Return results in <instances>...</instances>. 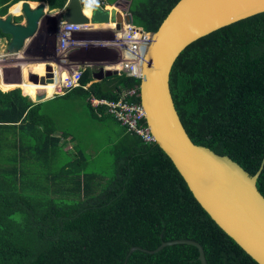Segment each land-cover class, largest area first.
Masks as SVG:
<instances>
[{
	"label": "trees",
	"instance_id": "1",
	"mask_svg": "<svg viewBox=\"0 0 264 264\" xmlns=\"http://www.w3.org/2000/svg\"><path fill=\"white\" fill-rule=\"evenodd\" d=\"M19 1L0 0V16ZM35 1L48 2L50 9L67 2ZM127 1L115 4L132 16L129 25L154 33L179 0ZM20 8L18 3L12 10L20 13ZM0 36L7 35L0 30ZM93 72L85 68L80 86L63 98L80 96L91 119L112 118L118 127L108 149L114 173L102 189L100 173L89 169L85 146L64 150L63 138L77 140L68 125L59 131L42 103L21 88L0 89V264H201L198 248L186 243L155 253L143 250L174 239L201 243L208 264H259L212 219L156 142L128 131L107 106L92 105L91 97L118 100L126 90L139 89L141 78L120 72L95 81ZM170 88L196 144L228 155L251 175L259 170L264 159V12L189 44L174 62ZM126 98L141 101L140 96ZM257 185L264 195V165ZM134 246L139 248L131 251Z\"/></svg>",
	"mask_w": 264,
	"mask_h": 264
},
{
	"label": "water",
	"instance_id": "2",
	"mask_svg": "<svg viewBox=\"0 0 264 264\" xmlns=\"http://www.w3.org/2000/svg\"><path fill=\"white\" fill-rule=\"evenodd\" d=\"M20 13L24 20L15 22V11L0 16V30L11 37L6 51L19 54L26 41L39 30L47 15L45 1L36 6L23 0ZM81 0H70L65 8L66 24L115 23L116 30L131 24L132 16L124 14L115 3L105 8L94 3L91 15L84 12ZM264 12V0H179L163 20L150 41L141 64L140 99L146 121L155 142L171 158L184 177L195 198L212 219L259 264H264V195L257 182L263 169L251 175L228 155L216 153L209 147L196 144L189 136L176 108L170 88V74L179 54L193 41L238 20ZM143 30V28H141ZM119 73L101 68L93 73L96 81ZM29 80L46 85L56 80V69L47 65L44 74L29 73ZM47 95L40 93L35 100ZM186 243L199 251L201 264H208L203 246L192 239L163 241L155 253L167 245ZM134 246L131 251L138 249Z\"/></svg>",
	"mask_w": 264,
	"mask_h": 264
},
{
	"label": "rangeland",
	"instance_id": "3",
	"mask_svg": "<svg viewBox=\"0 0 264 264\" xmlns=\"http://www.w3.org/2000/svg\"><path fill=\"white\" fill-rule=\"evenodd\" d=\"M29 1L33 2V0ZM116 1L118 0H105L106 3H115ZM132 1L138 4L145 0H128L127 2L129 4ZM35 2L38 3L40 1ZM17 4L18 3L12 5L9 12ZM15 20H18V18H15ZM23 20L24 18L22 17L21 21ZM52 24L53 19H50L48 15H46L41 21L42 29L39 31L40 33H38L37 37H35V39H39L43 35V32L47 31L48 38L44 46L40 47L35 43V40H32V42H27L25 45L21 57L15 58L16 54H9L8 60H0V68L4 80L14 84H21L20 81L24 75L23 65L39 62L46 63L47 61L58 64L60 63L59 60H62V58L67 60V63H62L64 69L72 70L81 64L82 68L88 67L95 72L99 71L101 68L114 69L116 65H119L123 61V51L116 39L117 31L109 25V23L98 24L99 26L93 27V29H84L72 33V44H68V48L63 51L60 50V53H57V45H52L51 42L52 38H55V31L52 29ZM148 34L149 33H147L146 36ZM0 38L1 51L3 46L10 41L11 37L7 35L4 37L0 36ZM65 38V35L62 33L61 39ZM96 40L99 41L98 45H89ZM142 53L145 54L144 50H142ZM121 72L124 71L122 70ZM26 77L27 80H29V74H26ZM58 102L59 104L65 105L66 111H63L61 106H53L57 103L54 102L50 105H44L45 112L54 117L58 123L59 131H67V127L65 126L68 125L72 129L73 135L77 136L76 141H72L70 144L65 145L67 150L74 151L77 143L85 146L86 152L91 156L89 169L100 173L98 182L99 189H102L106 185L108 178L114 173L113 154L111 151H108V149L111 148L110 145L116 138L115 132L118 127L113 123L112 118L107 120V122H99L97 119H91L81 97L78 95H71L70 98ZM47 121L49 123L53 122L51 119ZM67 157L70 158L69 156Z\"/></svg>",
	"mask_w": 264,
	"mask_h": 264
},
{
	"label": "built area",
	"instance_id": "4",
	"mask_svg": "<svg viewBox=\"0 0 264 264\" xmlns=\"http://www.w3.org/2000/svg\"><path fill=\"white\" fill-rule=\"evenodd\" d=\"M69 1L70 0H67L65 8ZM96 2H98V0L83 1V3H89L91 6H93ZM64 25L65 29L63 30V34L66 37L65 39H62L64 44L71 37L72 32L79 29H89L85 28L88 27V24L81 25L64 23ZM127 27L129 28V30L127 28L118 31L115 28V30L117 31L116 39L118 40L119 46L123 51L122 56L124 58L121 62V70H119V73L123 70L128 75H133L140 78L141 64L144 56L142 50H144L145 53L151 36L150 34L146 36L147 32L135 28L132 25H128ZM82 73L83 71L81 69L74 70L72 72H66L60 80V82L64 86V89H72L80 86V78L82 76ZM139 90L140 89L137 88L126 90L118 100L91 97L90 101L94 107H97L99 105L107 106L108 112L111 113L116 118V120L121 123L122 126L126 127L128 131L134 132L136 135L141 137L143 141L155 142V136L152 133L149 125L144 124L143 122L146 119V112L141 101H135L126 98L127 96H140Z\"/></svg>",
	"mask_w": 264,
	"mask_h": 264
},
{
	"label": "crops",
	"instance_id": "5",
	"mask_svg": "<svg viewBox=\"0 0 264 264\" xmlns=\"http://www.w3.org/2000/svg\"><path fill=\"white\" fill-rule=\"evenodd\" d=\"M81 1L83 2L84 0H81ZM45 4L48 7V12H47L48 17L50 19H53L52 29L55 31V34H54L55 38L54 39L52 38L51 42H52V45L53 44L55 46L57 45V48H58L57 49V53H60V50L63 51V50H66L68 48V44L62 43L63 41L61 39L63 30L65 29V25H64V23H65L64 22V12H65L64 8L65 7L61 8V9H58V8L57 9H50L48 2L45 1ZM83 4L85 5V3H83ZM87 4H89V3H87ZM31 5L32 6H36V5L32 4V3H31ZM110 6H112V4L107 3L105 8H107V7L110 8ZM84 11H87V9L84 8ZM121 11L125 14V11H123V10H121ZM109 25H111L113 28H116L115 27L116 26L115 23H109ZM41 26L42 25H41V22H40L38 32L33 37L28 39L26 41V44H27V42L29 43V42H32V40H35V43L38 44L40 47L45 45V42H47V38H48V36H47L48 33H46L47 31L43 32V35L39 39H35V37H37L38 33H40L39 31H41V29H42ZM98 26L99 25H88V27H85V28L93 29V27L95 28V27H98ZM134 27L138 28V29L142 28V27H138V26H134ZM78 31H80V29L76 30L74 32H78ZM74 32H72V33H74ZM98 43H99V41L96 40V41H94L93 43H91L89 45H98ZM0 54H1L0 60H8L9 59V54L10 53L9 54L6 53V45L3 46L2 50L0 51ZM22 54H23V51L21 53H19V54H16L15 58L21 57ZM59 62L60 63L55 64L53 62L47 61L46 63L39 62V63H33V64H29V65H23V71H24L23 74L24 75H23V78L20 81L21 84H14V83H11V82H8V81L4 80L2 70L0 69V89L2 91H4V92H8V91H11V90H13L15 88H21L23 95L30 97V99L32 101H34L35 103H37V104L42 103L43 110H44V105L45 104H49L50 105V104H52L54 102H57L53 106H61L63 108V111H66L65 105L64 104H59L58 101L66 99V98H63V96H65L73 88L72 89H64V86L62 85L60 80H61L62 76L66 72H72L74 70H79V69H81L83 71L85 69V67L82 68L81 67L82 65L79 64L78 67L73 68L72 70H68V69H64L63 68V64L62 63H64V62L67 63V60L65 58H62V60H59ZM49 64L53 65L55 67V69H56V80H55V82L49 83V84H46V85H40V84H35L32 81L30 82V80H27L26 74H29L31 72H35V73H38V74H44L45 73V69H46L47 65H49ZM13 65H15V64H13ZM120 68H121V63L119 65H116L113 70H118L119 71V70H121ZM105 69H108V68H105ZM110 69H112V68H110ZM57 75H58V77H57ZM94 80H95V78H94ZM40 93H45L47 96L44 99L40 100V101H36L35 97H36V95H38ZM43 112H44L45 115H49L50 117H52V115L49 114V113L47 114L45 112V110ZM10 136L14 137L13 132L10 133ZM70 138H71V136L63 138V142H64L63 148H64V150H67V148H65V145L70 144V142H72V140Z\"/></svg>",
	"mask_w": 264,
	"mask_h": 264
},
{
	"label": "bare ground",
	"instance_id": "6",
	"mask_svg": "<svg viewBox=\"0 0 264 264\" xmlns=\"http://www.w3.org/2000/svg\"><path fill=\"white\" fill-rule=\"evenodd\" d=\"M84 8H86L87 9V11H84L87 15H91V12H90V5L89 4H87V5H85V7ZM89 25H98V24H89ZM128 25H124V29H127L128 27H127ZM126 32H127V30H126ZM72 44V42H71V37L66 41V43L65 44ZM146 52V51H145ZM144 55V54H143ZM57 77H58V75H57Z\"/></svg>",
	"mask_w": 264,
	"mask_h": 264
},
{
	"label": "clouds",
	"instance_id": "7",
	"mask_svg": "<svg viewBox=\"0 0 264 264\" xmlns=\"http://www.w3.org/2000/svg\"><path fill=\"white\" fill-rule=\"evenodd\" d=\"M105 7V6H104ZM19 15H21L22 16V14L21 13H15V16H19ZM144 30V29H143ZM145 31V30H144ZM146 32V31H145ZM148 33V32H147ZM1 39V38H0ZM87 88V87H86Z\"/></svg>",
	"mask_w": 264,
	"mask_h": 264
}]
</instances>
